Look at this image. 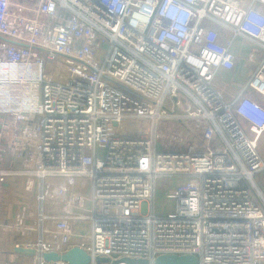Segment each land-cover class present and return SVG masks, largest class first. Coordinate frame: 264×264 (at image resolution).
Segmentation results:
<instances>
[{
    "label": "built area",
    "instance_id": "obj_1",
    "mask_svg": "<svg viewBox=\"0 0 264 264\" xmlns=\"http://www.w3.org/2000/svg\"><path fill=\"white\" fill-rule=\"evenodd\" d=\"M237 38L257 45L243 83L220 78ZM249 89L264 97V0H0V179L34 178V247L264 264V104ZM162 119L178 137L159 148ZM161 176L180 178L167 214Z\"/></svg>",
    "mask_w": 264,
    "mask_h": 264
},
{
    "label": "crops",
    "instance_id": "obj_2",
    "mask_svg": "<svg viewBox=\"0 0 264 264\" xmlns=\"http://www.w3.org/2000/svg\"><path fill=\"white\" fill-rule=\"evenodd\" d=\"M247 44L241 38L235 40L233 46V50L237 54L235 69L220 72L221 79L228 81L234 78L240 83L247 81L249 75L244 70L247 64L250 65L247 57L251 51L246 47ZM261 143L264 145V132ZM31 179L34 178L28 174L13 172L7 173L0 179V264H41L40 258L15 251L16 246H36L41 235L39 226L33 224L38 213L39 203L36 194L39 190L36 184L31 188L27 187ZM22 214L24 223L19 225L18 218ZM47 224L49 226V223ZM86 228L87 226L83 222L76 224L77 231L85 232ZM42 264L67 263L44 261Z\"/></svg>",
    "mask_w": 264,
    "mask_h": 264
},
{
    "label": "rangeland",
    "instance_id": "obj_3",
    "mask_svg": "<svg viewBox=\"0 0 264 264\" xmlns=\"http://www.w3.org/2000/svg\"><path fill=\"white\" fill-rule=\"evenodd\" d=\"M246 43H248L246 46L247 48H250L251 50L254 49V47H257V45H255L254 43H249L250 41L245 40ZM105 46H103L104 48ZM260 57L257 56V59H259ZM247 63V62H246ZM246 69L244 70V72L246 71L247 74L250 76L251 72L255 69L256 67V63H250V65H246ZM222 80V79H221ZM248 94H251L254 98L258 99L259 101H261L264 104V97L256 92L253 91L252 89H249ZM146 122V121H145ZM148 122V120H147ZM173 128H175L176 132H177V128L175 127V124L173 123L172 120L170 119H162L158 125V132L160 134V137L157 140V145L158 147H166V146H172V142L177 139V134L176 132L173 130ZM130 130V128H129ZM31 134L33 133V131L30 132ZM259 150L260 153L262 155V157L264 158V145L261 143V139L259 142ZM258 182H260V186L262 188H264V182L262 181L264 179V172H260L257 174V178ZM47 182H51L52 184L55 185H60L59 180L57 179L56 176H52L49 175L46 179ZM84 182L87 183V187L85 188L84 192L87 194L91 193V189L89 187V182L87 180V178L84 179ZM180 182V178L177 176H173V177H166V176H161L158 178L157 180V188H156V194H155V208L156 211L158 213H164L167 214L168 212L172 211L176 205L175 199L170 197L168 194L170 192H172L176 185ZM89 202L86 203V206L88 205ZM91 206V205H90ZM84 210V209H82ZM85 212H87V210H85ZM84 225H86L88 227L89 222H83Z\"/></svg>",
    "mask_w": 264,
    "mask_h": 264
},
{
    "label": "water",
    "instance_id": "obj_4",
    "mask_svg": "<svg viewBox=\"0 0 264 264\" xmlns=\"http://www.w3.org/2000/svg\"><path fill=\"white\" fill-rule=\"evenodd\" d=\"M15 251L31 256L41 257L46 262L65 261L69 264H89L92 261V256L81 246L74 245L64 252L57 251H39L34 246H16ZM126 261L147 263V259L124 258ZM98 262H108L110 258L96 256ZM155 264H199V259L196 255H178V254H160L155 260Z\"/></svg>",
    "mask_w": 264,
    "mask_h": 264
},
{
    "label": "bare ground",
    "instance_id": "obj_5",
    "mask_svg": "<svg viewBox=\"0 0 264 264\" xmlns=\"http://www.w3.org/2000/svg\"><path fill=\"white\" fill-rule=\"evenodd\" d=\"M2 70H4L3 73H8V74H15L20 71L16 69L15 66L5 67V68H2Z\"/></svg>",
    "mask_w": 264,
    "mask_h": 264
}]
</instances>
